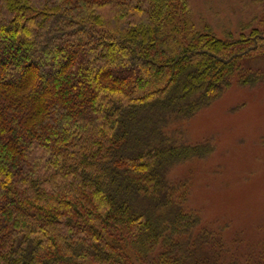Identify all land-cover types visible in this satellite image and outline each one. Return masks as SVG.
I'll return each mask as SVG.
<instances>
[{"label":"trees","instance_id":"trees-1","mask_svg":"<svg viewBox=\"0 0 264 264\" xmlns=\"http://www.w3.org/2000/svg\"><path fill=\"white\" fill-rule=\"evenodd\" d=\"M223 34L190 0H0V264H226L169 177L212 151L178 124L264 76V13Z\"/></svg>","mask_w":264,"mask_h":264},{"label":"rangeland","instance_id":"rangeland-1","mask_svg":"<svg viewBox=\"0 0 264 264\" xmlns=\"http://www.w3.org/2000/svg\"><path fill=\"white\" fill-rule=\"evenodd\" d=\"M190 2L197 22L210 23L219 35L228 28L237 32L241 21L264 13V0ZM245 64L264 74V55ZM241 75L212 104L178 124L186 141L206 143L212 151L178 164L169 177L178 183L173 197L184 211L199 214V229L221 242L226 264H264V76L242 84Z\"/></svg>","mask_w":264,"mask_h":264}]
</instances>
